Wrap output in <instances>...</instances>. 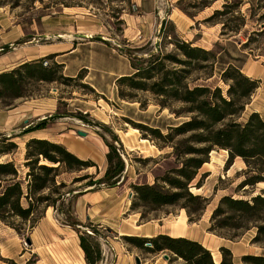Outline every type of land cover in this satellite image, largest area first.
Segmentation results:
<instances>
[{
	"label": "rangeland",
	"instance_id": "rangeland-1",
	"mask_svg": "<svg viewBox=\"0 0 264 264\" xmlns=\"http://www.w3.org/2000/svg\"><path fill=\"white\" fill-rule=\"evenodd\" d=\"M204 1L207 0H181L178 6L174 2L173 8L176 10V14L172 16L173 19L176 20L177 15L183 17L187 21L185 26L190 25V27L181 32L174 24L167 22L165 27L171 34L169 38L166 37L165 41H162L161 36L158 38V44L162 42V46L155 50L153 41L151 48L148 46L133 48V57L146 59L152 54L162 53L177 55L179 59L183 60L184 58L176 51L174 44L175 40L183 41L181 38L187 36L186 39L191 38V42L188 43L198 44L206 49L199 46L193 47L213 51L216 54V61L212 64H201L208 65L207 69L193 71L188 84L190 86L219 87L224 93L227 83L221 79L222 71L229 66L237 67L244 75L260 81L259 88L252 94L245 107L243 118L252 111L262 114L264 112V32L261 36L253 35V33L264 29V0H242L238 12L215 17L209 21L208 19L214 11L223 9L222 5L225 0H218L210 7L201 10L202 8L199 6ZM227 1L233 3V0ZM61 2L83 8L82 15L74 22L73 31L89 30L98 33V36H109L108 38L117 43H124L122 40L124 22L121 20V16L132 12V9L125 4L110 3L107 0H0V73L16 68L23 61H31L25 59L34 55L35 51H55V44L70 40L68 38V11L60 4ZM122 8L126 11L125 13L121 10ZM182 8L186 10L187 15L181 11ZM170 9H165V13L170 14ZM222 22L229 27H237L238 33H229L228 31L223 33ZM76 34L80 33L76 32ZM154 34L153 32V37ZM250 37L251 43L245 45ZM144 50L147 53L142 57ZM54 54L62 53L54 52ZM45 62L49 66H54L60 60L55 57L47 59ZM60 72L63 74L62 69ZM22 92L26 97L13 100L6 96L0 99V134L14 137L13 141L18 146L15 153L0 158V163L6 160L12 161L18 167L19 177L23 183L27 181L26 173L28 171L24 166L25 143L28 137L34 135L33 133L25 134V131L45 120L46 128L49 129L48 131L53 137H57V140L67 139L58 137L60 133L71 131L73 132L71 135L75 137L78 136L76 131L88 133L87 131L91 129L93 132H91L90 139L87 140L89 146H94L96 139L102 140L96 131L102 133L111 142L104 131L97 127L94 130L87 125L90 121L98 122L114 132L122 145L123 152L121 153L126 162L122 161L126 172L124 171L122 174L113 198L120 197L127 205H125L127 211L123 218H131L136 221L135 224L131 221L134 231L137 225L162 219L166 226L171 229L173 227V235L181 234L180 230L176 231L175 229H181L183 234L186 228L185 237L187 239H197L205 246L210 245L213 248L211 252L218 259L217 262L221 260V254L219 249H216L215 243H223L227 249L231 247L232 250H229L234 264H243L241 261L243 256H264V238L257 242L253 240L256 236L255 227H249L247 231L227 229L216 233L208 231L211 215L223 196L249 200L251 196L259 194L260 190L264 189V185L259 184L254 188L237 192V186L245 177L246 166L241 159H235L233 165L226 170L227 153L222 150L215 148L209 154L207 163L201 167L189 185L193 195L206 199V205L198 220L189 223L185 210L179 206H165L153 210L152 207L145 206L136 200L132 186L153 185L157 178L180 168L182 159L176 157L171 146L182 142L188 135L172 137V143L166 145L162 141L152 138L148 133H142L135 129L133 124L159 129L165 136L169 133V128L178 126L189 117L177 118L168 108L161 109L160 98L150 93L126 91L127 94L131 93L137 102L120 99L118 101L116 98L112 99L109 94L98 95L77 79L69 80L65 84L28 81L23 85ZM140 102L145 104L144 108L140 107ZM24 104L26 106L35 105L40 110V116L29 118L26 127L18 124L20 115L17 113L20 106ZM180 107L179 103H170L172 111L178 110ZM89 110L90 113L86 112ZM35 113L31 110L28 115ZM128 118H132L135 122ZM144 148L148 153H142ZM106 151L108 152L107 147ZM98 157L95 159L98 162L97 169L90 168L81 172L62 173L55 178L57 183H65L66 187L62 190L65 196L71 191L87 187V180L73 182L75 178L91 175L95 181L102 177L107 162L106 158L102 160L100 155ZM197 184L201 186L200 189H196ZM101 188L109 189L103 185L95 186V189ZM43 194H49L52 199L55 198L52 190H46ZM66 198L68 205L65 202V208L68 206L74 213V197ZM22 204L25 206L26 202L23 200ZM49 208L50 210L46 214L48 208L44 204L39 206L34 217L40 216L41 218L33 228H30L29 221L15 220V224L20 228V233L0 222V264H79L76 251L78 234L73 229L62 225V217L57 215L51 207ZM190 208L195 209L196 205L193 204ZM44 217L50 228L43 224L44 231L39 233L36 231V227ZM192 219H196V216L194 215ZM81 224V227L86 228L90 233V228L95 230L98 236L96 240L92 241L98 242L101 252L102 248L106 250L104 257L101 254L102 264H112L115 256L104 240L107 241V237L111 243L114 237L113 232L109 228L90 225L86 221ZM79 230L82 233L90 234L87 231ZM49 231L50 237L47 234ZM115 238L117 241L113 242L121 244L130 256L134 255V258L137 256L140 259V264L148 263L151 257L158 258L161 263L165 261L164 264H184L182 260L174 258L169 252L150 254L133 247L123 237ZM145 246H149V244ZM240 252L245 254L239 259L235 258V255ZM163 255H167L169 259L165 260ZM133 264H136L135 260Z\"/></svg>",
	"mask_w": 264,
	"mask_h": 264
},
{
	"label": "trees",
	"instance_id": "trees-1",
	"mask_svg": "<svg viewBox=\"0 0 264 264\" xmlns=\"http://www.w3.org/2000/svg\"><path fill=\"white\" fill-rule=\"evenodd\" d=\"M107 1L125 4L130 9L133 6L131 0ZM216 1L218 0L204 1L199 7L203 10ZM180 2L181 0L176 2L177 6ZM242 2V0H233V3H228L225 0L223 9L214 11L208 21L238 12ZM60 4L65 8L80 7L62 2ZM181 11L187 15L184 8ZM221 24L223 33L239 31L237 27H229L224 22ZM263 32L264 29L253 35L261 36ZM170 34V31L165 29L162 41H165ZM251 41L250 37L245 45ZM174 46L183 60L177 55L162 53L152 54L146 59H138L133 57V49L121 48L130 60L134 72L129 76L117 78L115 85L120 100L137 102L135 97L131 93L127 94L126 91L150 93L160 98L161 109L168 108L177 118L189 117L178 126L169 128V133L165 136L159 129L133 124L135 129L148 133L149 136L166 145L172 143V137L188 136L182 142L171 146L176 157L182 159L180 168L157 178L153 185H134L132 188L139 203L148 205L153 210L165 206H179L185 210L188 222L192 223L199 219L206 205V199L193 195L189 185L201 167L207 163L209 154L215 148L227 153L226 170L233 165L235 159H241L245 164V177L237 186V192L254 188L259 184L264 185V112L260 114L252 111L243 118L250 97L259 88V80L244 75L237 67L229 66L221 74L222 81L227 83L224 93L219 87L190 86L188 80L193 71L207 69L208 65L201 64H212L216 61V54L179 40H175ZM56 56L57 54H49L22 62L10 71L1 72L0 99L6 96L13 100L26 97L22 89L28 81L65 84L69 80H82V72L75 78H68L60 72L61 69L63 70V64L47 65L45 61ZM174 102L181 104V107L172 111L170 103ZM144 106L145 104L140 102V107L144 108ZM46 124V121L42 120L25 131V134L43 130ZM87 125L92 129L96 127L101 129L111 139L109 142L102 133L96 131L108 149L105 155L107 167L102 177L95 181L91 175H83L75 178L73 182L87 180V186L103 185L114 188L120 183L124 172V163L120 157V153L123 152L122 145L117 135L105 125L93 121ZM13 139L12 136L0 134V158L17 151L18 146ZM144 149L142 153H148L147 149ZM24 166L28 170L25 183L21 181L19 169L12 161L6 160L0 163V222L17 233H20V228L15 224V220L29 221L30 228H33L41 218L34 217L35 212L44 204L46 208L51 207L62 217V225L78 234L79 247L83 252L85 264H99L102 260L101 248L98 242L92 241L97 239V233L91 228L90 234L80 232L77 227L82 224L68 206L65 208L68 199L62 190L66 185L63 182L57 183L55 179L62 173L97 169V165L91 160L78 158L62 144L32 138L25 143ZM200 188L201 186L197 184L196 189ZM46 190H52L55 198L52 199L49 194L44 195ZM75 198L77 197L73 199ZM23 200L26 202L25 206L22 204ZM193 204L196 205L195 209L190 208ZM194 215L196 219H192ZM87 223L91 225L90 222ZM249 227L256 228L254 242L264 238V189H261L259 194L251 196L249 200L223 196L211 215L208 231L211 233L224 229L247 231ZM122 237L137 249L150 254L169 252L184 264H234L229 249L219 248L221 260L217 262L218 259L212 252L200 243L184 237L173 238L167 235H156L151 238ZM146 244L149 246H145ZM241 261L243 264H264V256L247 255L241 257Z\"/></svg>",
	"mask_w": 264,
	"mask_h": 264
},
{
	"label": "crops",
	"instance_id": "crops-1",
	"mask_svg": "<svg viewBox=\"0 0 264 264\" xmlns=\"http://www.w3.org/2000/svg\"><path fill=\"white\" fill-rule=\"evenodd\" d=\"M177 1L178 0H131L133 6L136 7V11H133L132 9V12L121 16V20L124 22V28L122 31V40L124 43H118L120 45L119 48L115 47L110 42V38H108L109 36L104 37V40H98L95 38L86 40L76 39L74 37L76 32L90 36H98V33L91 32L89 30L76 32L73 31L74 22H76L79 16L82 15L81 10L83 8L68 7L65 10L68 11V38H70V40L68 39V42L61 44H55V51H35L34 55L26 57L25 60L38 59L48 54H54V52L62 53L57 55L56 58H59L60 60L58 64L64 65L63 75L65 77L75 78L80 72H82L83 78L80 81L83 84L90 87L100 96L109 94L112 99L116 98V100L119 101V98L117 97V88L115 85L116 79L123 76H129L134 72V68L130 60L125 55L124 51L121 50V48L133 49L147 46L151 48L153 46V41L155 42L160 36L162 38L163 31L166 29L165 24L167 22L174 24L177 30L181 32H183L184 29L189 28L190 25L185 26L187 21L183 17L177 15L176 20L172 17L174 14H176V10L173 8V3ZM169 8H171L170 14H166L164 10ZM123 12L125 13L126 11L123 10ZM153 32L155 33L154 37L152 35ZM168 37H170V35ZM186 38L187 36L181 38V40L187 43L191 42V38ZM159 46H162V42H160ZM192 46L204 48L198 44H193ZM145 53H147V51L144 50L142 57ZM31 110L36 113L34 115H28L31 113ZM86 112L90 113L91 111L89 110ZM17 113L20 115V123L18 124L24 125V127L27 126L29 118H38L40 116V110L35 105L26 106L24 104L20 106V108L17 110ZM128 119L135 122L132 118ZM167 127L168 125L166 128ZM48 130L49 129L45 128L43 130L31 132L34 135L32 137H28L27 140L36 138L62 144L69 152L78 158L89 159L95 164H98L95 159L99 158V155L102 160L105 158V154L107 152L106 146L101 139V141L96 139L94 142L95 144H93L94 146L88 145L89 143L87 140L90 139L91 132H93L91 129L90 131H87L88 133H86L87 136L85 138L79 136L73 137L71 135L73 132L71 131L60 133L58 137H66V140H57V137H53ZM117 188L118 187L109 189H95L89 193L78 196L74 202V214L77 220L81 223H84L85 221L90 222L91 224L97 225L100 228H109L114 234L113 241H117V238L115 237L122 236H140L143 238H151L156 235H167L173 238H187L185 237L187 234L186 228L183 234L181 229H175L176 231L180 230L181 234L173 235V227L171 229L166 226L162 219L137 225L135 226L136 229L134 231V229H132V223L135 224L136 221L132 220L131 218H123L127 211V207H125L126 204L123 203L120 197L118 198L116 196L117 198H113ZM49 210L50 208L46 210V214H48ZM45 220H47L45 217L42 218L36 227V231L39 233L44 231L43 224L48 225ZM47 234L50 237V231ZM106 240L107 241L104 240V243L112 249L115 256V260L112 264H133L134 255L130 256L125 248L118 242H113L110 240V243L107 237ZM190 240L200 243L210 252L213 249L210 247V245L205 246L197 239ZM215 245L214 246L216 249H219L220 247L227 248L223 243H215ZM76 246L79 264H85L84 255L79 247L78 238ZM229 249L232 250L231 247H229ZM244 254V252H240L235 255V258L237 257V259H239L240 256ZM105 255L106 250L102 248V256L104 257ZM164 262L165 261L161 263L158 258L151 257L149 262L146 264H164ZM102 263L103 259L101 260L100 264Z\"/></svg>",
	"mask_w": 264,
	"mask_h": 264
},
{
	"label": "water",
	"instance_id": "water-1",
	"mask_svg": "<svg viewBox=\"0 0 264 264\" xmlns=\"http://www.w3.org/2000/svg\"><path fill=\"white\" fill-rule=\"evenodd\" d=\"M132 9H133V11H136V7H135V6H132ZM74 37H75L76 39H82V40L91 39V38H95V39H98V40H104V37H102V36H90V35H86V34H76V35H74ZM110 42H111L115 47H117V48L120 47V45H119L116 41L110 39ZM158 42H159V40L157 39V40L155 41V44H154V48H155V50H158V49H159V44H158ZM76 134H77L79 137H82V138H85V137L87 136V134H86L85 132H82V131H76ZM120 157L122 158V160H123L124 162H126L125 157H124V155H123L122 153H120ZM126 168H127V165H126ZM124 171L126 172V170H124ZM123 173H124V172H123ZM94 189H95V186H87V187L84 188V189H81V190H75V191H71V192L67 193V194H66V197H78V196L84 195V194H86V193H88V192H91V191H93ZM77 228H78V229H81V230H83V231H87L88 233H90L86 228H83V227H81V226H78ZM163 258H164L165 260H168V259H169V257H168L167 255H163ZM134 260H135V263H136V264H140V259H139L137 256L134 258Z\"/></svg>",
	"mask_w": 264,
	"mask_h": 264
},
{
	"label": "bare ground",
	"instance_id": "bare-ground-1",
	"mask_svg": "<svg viewBox=\"0 0 264 264\" xmlns=\"http://www.w3.org/2000/svg\"><path fill=\"white\" fill-rule=\"evenodd\" d=\"M224 152V151H223ZM226 153V152H225Z\"/></svg>",
	"mask_w": 264,
	"mask_h": 264
},
{
	"label": "built area",
	"instance_id": "built-area-1",
	"mask_svg": "<svg viewBox=\"0 0 264 264\" xmlns=\"http://www.w3.org/2000/svg\"><path fill=\"white\" fill-rule=\"evenodd\" d=\"M169 38V37H168Z\"/></svg>",
	"mask_w": 264,
	"mask_h": 264
}]
</instances>
